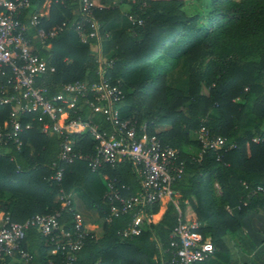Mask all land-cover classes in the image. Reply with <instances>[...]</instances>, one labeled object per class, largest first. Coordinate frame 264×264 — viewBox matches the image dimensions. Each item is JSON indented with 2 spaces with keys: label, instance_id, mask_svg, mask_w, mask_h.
Instances as JSON below:
<instances>
[{
  "label": "trees",
  "instance_id": "1",
  "mask_svg": "<svg viewBox=\"0 0 264 264\" xmlns=\"http://www.w3.org/2000/svg\"><path fill=\"white\" fill-rule=\"evenodd\" d=\"M43 1L30 0L20 19L28 20ZM191 1L195 0H121L128 7L129 24L106 53L105 59L113 60L111 66L103 63L104 75L123 90L117 104L121 117L134 119L137 125L146 123L148 132L174 148L177 161L183 162V171L172 185L175 202L164 199L145 206L144 212L155 219L144 220L137 235H121L135 210L110 215L103 201V172L125 185L123 196L139 191L130 161L92 171L85 159H76L65 165L57 182L51 175L58 165L61 137L55 131H41L38 113L16 117L23 125L31 123L20 135L19 148L0 144V218L8 214L24 222L35 214L60 211L58 221L68 228L72 211L60 210V189L78 193L97 210L101 232L86 233L70 264H168L170 233L179 221H198L201 235L215 245L236 223L227 208L264 210V192L252 194L258 185L264 187V0H204L202 11L187 14L184 6ZM93 17L102 40L122 12L119 6L95 7ZM79 18L77 1L52 0L38 28L48 32L62 21ZM27 37L34 52L54 66V71L36 77L46 96L55 95L70 81L98 79L97 39L83 43L68 26L43 40L32 27ZM182 60L187 64L185 82L171 85L168 74ZM10 75L8 68L0 73V96L10 85ZM12 112V104L0 103V128H10ZM79 112L83 119L110 128L102 113L85 105ZM202 126L236 146L217 159L216 151L202 148L197 138ZM71 137L82 154L94 152L96 141L88 131L82 129ZM22 248L30 255L24 264H47L49 258L64 264L62 251L50 253L35 227L27 230ZM210 258L196 264H208Z\"/></svg>",
  "mask_w": 264,
  "mask_h": 264
},
{
  "label": "built area",
  "instance_id": "2",
  "mask_svg": "<svg viewBox=\"0 0 264 264\" xmlns=\"http://www.w3.org/2000/svg\"><path fill=\"white\" fill-rule=\"evenodd\" d=\"M78 3L80 18L75 21H62L48 32L38 28L39 17L34 15L25 24L19 17L20 12L30 5V0H0V73L10 70V85L5 86L0 103L13 105L9 118V129L0 128V144H14L19 148L20 135L30 122L22 124L16 117L38 113L41 131H55L61 137L57 154V168L51 178L61 181L65 165L76 159H85L92 171L104 165L115 167L123 161H130L138 175L140 189L135 194L123 196L125 185L116 177L102 173L106 183L103 201L109 206L110 215H117L127 210H135L132 222L121 231L122 236L137 235L144 220L150 221L153 215H147L144 208L155 202L169 199L173 202V183L182 171L183 162L177 161V151L162 144L154 133H149L146 123L136 124V120L122 118L117 104L123 99V90L118 82H113L104 75L103 63L111 66L113 60H106L100 51L99 24L93 17L96 7L94 0H75ZM142 21H139L141 24ZM28 26L35 27L39 39L52 37L70 27L79 35L81 42L95 38L99 45L98 79L92 83L74 80L64 83L55 95H45V88L36 85V77L45 72L54 71V66L34 52L27 37ZM87 27L89 31H86ZM85 105L92 112H100L110 128H101L97 123L83 119L79 108ZM86 130L96 141L94 152L82 154L73 146L71 135ZM202 148H210L217 153L234 148L235 143H227L220 135H211L202 126L197 133ZM257 141V138H253ZM264 192L258 185L253 193ZM60 210L72 211L71 226L60 225V211L35 214L24 222L12 220L5 214L0 220V264H24L28 252L22 248L29 227H35L46 239L50 253L60 250L64 254V264H70L75 252L82 246L83 239L89 232L81 214L75 210L71 193L60 189L58 194ZM200 224L196 220L179 221L170 233V257L168 264H196L210 258L215 252V245L209 236L201 235ZM47 264H55L49 258Z\"/></svg>",
  "mask_w": 264,
  "mask_h": 264
},
{
  "label": "crops",
  "instance_id": "3",
  "mask_svg": "<svg viewBox=\"0 0 264 264\" xmlns=\"http://www.w3.org/2000/svg\"><path fill=\"white\" fill-rule=\"evenodd\" d=\"M51 1L44 0L37 12L28 16V20L22 21L29 25L28 22L34 15L39 18L48 16ZM120 1L94 0L96 7L119 6L122 12L121 20L113 24L106 33V37L100 42L102 55L112 49L118 33L128 27V7L125 4H120ZM31 28L28 26L27 31ZM71 196L73 206L81 214L85 228L96 235L100 233L102 219L97 210L90 207L78 193L73 192ZM227 211L234 215L235 226L223 235L218 244H215V252L208 260V264H264V210L245 208L241 211L236 208L233 210L227 208Z\"/></svg>",
  "mask_w": 264,
  "mask_h": 264
},
{
  "label": "rangeland",
  "instance_id": "4",
  "mask_svg": "<svg viewBox=\"0 0 264 264\" xmlns=\"http://www.w3.org/2000/svg\"><path fill=\"white\" fill-rule=\"evenodd\" d=\"M205 4L206 3L204 0L191 1L184 6V10L187 14H191L197 11H202L203 8L205 7ZM103 57L105 58L106 54L103 53ZM186 76H187V64L182 60L180 61L178 66L168 74V81L171 85H181L185 82Z\"/></svg>",
  "mask_w": 264,
  "mask_h": 264
}]
</instances>
